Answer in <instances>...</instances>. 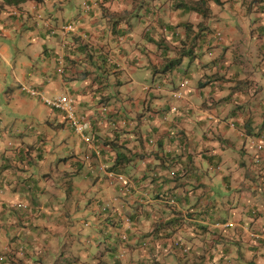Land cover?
<instances>
[{
	"label": "crops",
	"instance_id": "1",
	"mask_svg": "<svg viewBox=\"0 0 264 264\" xmlns=\"http://www.w3.org/2000/svg\"><path fill=\"white\" fill-rule=\"evenodd\" d=\"M197 1L0 0V110L21 115L0 114V196L39 198L29 213L0 206L3 264H118L102 250L129 264H264V244H246L264 224V0H207L206 15ZM62 95L91 121L93 144L42 99ZM57 158L61 181L43 167ZM103 164L133 178L128 194ZM82 173L89 188L72 181ZM44 181L66 201L43 204ZM70 242L81 257L63 251Z\"/></svg>",
	"mask_w": 264,
	"mask_h": 264
},
{
	"label": "rangeland",
	"instance_id": "2",
	"mask_svg": "<svg viewBox=\"0 0 264 264\" xmlns=\"http://www.w3.org/2000/svg\"><path fill=\"white\" fill-rule=\"evenodd\" d=\"M172 3H175V1H173ZM187 13H185V15L182 13V15L180 16V18L182 19V20H189L190 19V17H189V15L187 14ZM255 15L254 14H252L251 15V17H249V16H247V18H245V20H244V22H243V20H241L242 21V24H240L241 26H243L244 27V31H245V35H249L250 33H249V28H251V26L252 25H250L251 24V21L253 20H255ZM192 19L193 20H195L193 17H192ZM209 20H211V19H209ZM73 23V22H72ZM211 23H213V21H211ZM65 25V24H64ZM54 29H56V33H57V30H58V28H56V27H54ZM60 30L63 32V30H62V27L60 28ZM163 30H165V27L163 28ZM55 33V34H56ZM65 35H66V33L65 32H63ZM51 34V33H50ZM189 61V59L188 58H186V60H185V64L187 63ZM8 72L11 74L12 73V68L11 69H9L8 70ZM19 74H20V68H19ZM258 81H260V82H262L263 83V85H264V75L263 76H261V74H260V78L258 79ZM136 85V84H135ZM20 89V85H18V84H16V90H19ZM122 89V88H121ZM123 90V89H122ZM5 94V93H4ZM4 94H1L0 95V106H2L3 108H6V106H8V98L4 95ZM161 98H164V97H161ZM12 103H14V102H12ZM11 106H16V104L14 103L13 105H11ZM10 112H11V109H10ZM0 114L2 115H4L5 117H7V116H10V117H15V116H19V117H21V115L20 114H18V113H16V114H13L12 112L11 113H9V112H7V111H3V110H0ZM50 128H52V126H49ZM50 131H52L51 129H50ZM87 132H88V136L90 137V139L91 140H93V143H94V137H93V134H92V131L93 130H86ZM58 134V133H57ZM54 135L55 137H57L58 135ZM62 142V140H59V141H55V147L53 148V151H54V149H58L59 147H60V143ZM6 144L8 145V146H10L11 148H14L15 146H18V145H16L15 144V141H13V140H10V141H8V142H6ZM18 147H20V146H18ZM25 151H26V148H25ZM45 152H46V150H45ZM17 155H18V153H17ZM261 161H262V158H261ZM20 162H21V164L22 165H24L23 163H25V164H27V165H31L30 164V162H29V160H28V158L26 157V158H24V161L21 159L20 160ZM61 164V165H64L58 158L57 159H55V162H44V165H43V167H44V169L45 170H47L48 172H53V174L55 175L54 176V179H55V181H61V177H59V176H56V173L55 172H58V170H57V165L58 164ZM39 167H40V164H39V166L38 167H35L34 169H33V171L34 172H36V171H38L39 170ZM12 169V168H11ZM64 169H65V167H64ZM10 170V169H9ZM170 173H171V175L173 176V177H175V175H174V173H176V170L174 169V168H171L170 169ZM27 177H29L30 176V174H27L26 175ZM127 176V175H126ZM27 177H25V178H27ZM128 177V176H127ZM128 179H129V181H127V184L128 183H130V189L132 190V188L134 187V180H133V178H131V177H128ZM86 180V181H85ZM74 183H81V185H82V187H83V181H85V186H87V188H89L88 187V185L89 184H91V180H89L87 177H86V175L84 174V173H82V174H80V175H76V176H74V178H73V180H72ZM51 183H53V182H49V184L51 185ZM37 187H43V189H45V188H47L48 186H46V184H45V181H44V183H43V185L42 186H40V185H38ZM37 190H39L40 188H36ZM29 190H31V189H29ZM28 190V191H29ZM77 191H81V190H79V189H77V190H75V193H74V198H76L77 200H79V195H78V193H77ZM32 192L34 193H31V191H29L27 194H25V196H26V198H22L21 196H17V197H12V198H10L9 200H7V201H4L2 198H1V196H0V202H2V205L4 206V207H8V208H10V206H11V204H13V208H16V209H18V210H20V213H22V212H26V211H32V210H34L33 208L34 207H36L37 206V203H38V199H36L37 198V196L35 195V192L36 191H34V190H32ZM39 192H41V189L39 190ZM123 192V191H122ZM23 195V194H22ZM41 195H42V197L39 195V197H40V200H42V202H43V204H45L46 206H48V205H51L53 202H56L57 201V205H59V203H60V201H66V200H59L56 196L55 197H53L52 196V194H51V192L48 190V188H47V190H42V193H41ZM175 200H176V198L175 197H173ZM9 201V202H8ZM75 202V201H74ZM78 201H76L75 202V204L77 203ZM19 203H23L24 205H26L27 207H28V209H23V210H21V209H19V208H17L16 207V205L17 204H19ZM2 205H1V207H2ZM81 211L79 212V215H78V217L79 218H82L83 217V211H82V208L80 209ZM79 218L78 219H75L76 220V222L78 223V222H80L79 221ZM77 223L76 224H74L73 226H69V230L68 231H70V232H72L73 234H78L79 232H78V229L76 228V227H78V225H77ZM79 224V223H78ZM80 226V225H79ZM260 226V227H259ZM259 227V229H258V231H251V229H248L249 231H250V234L251 235H253L255 232H263V230H264V227L262 226V224H260V225H258V226H256L255 227V229L256 228H258ZM67 231V232H68ZM88 232H90L91 233V231L90 230H88ZM264 233V232H263ZM66 235V234H65ZM260 239H264V234L262 235V236H260L259 237ZM60 241H65V239L63 238V237H61V239H60ZM54 244L55 243H53L52 244V246H54ZM62 251V250H61ZM60 251V252H61ZM63 251H65L66 253H67V255H68V257H69V259L70 260H74L75 259V257L77 258V257H81L79 254L81 253V252H79V250L77 249V247H75V246H73V244L70 242V243H68L66 246H65V248L63 249ZM59 252V253H60ZM102 254H104V259H106V260H108V261H115L114 263H118V264H129L130 263V261H131V259H130V256L129 255H126L125 256V258L124 259H122V260H120V257L119 256H111V255H109V253L108 252H104L103 250L101 251V253H100V255H102ZM54 256L52 255V257H50L51 259H55V258H53ZM72 263H77V260L76 261H73V262H71V264ZM0 264H3V261L1 260V258H0Z\"/></svg>",
	"mask_w": 264,
	"mask_h": 264
},
{
	"label": "built area",
	"instance_id": "3",
	"mask_svg": "<svg viewBox=\"0 0 264 264\" xmlns=\"http://www.w3.org/2000/svg\"><path fill=\"white\" fill-rule=\"evenodd\" d=\"M73 23H67L65 25L62 26V30L65 33H68L70 31L73 30L74 26ZM166 30V28H165ZM50 33L53 35L56 33V29L51 28L50 29ZM218 36H222L221 32L217 33ZM189 84V80L185 79L183 80L179 86L177 87V89L174 91L173 96L177 99V100H181L184 99L185 95H186V89L187 86ZM23 91H28L30 93L31 96H37L40 95L41 93L34 87H29L27 85H22L21 86ZM42 99L44 100V102L56 109L61 110L62 112H64L67 120L70 122L71 126L75 129V131L82 137V139L84 141H86L87 143H92L93 144V140L90 139V137L86 134V130H89L92 128V123L89 119H87L85 116L80 117L77 114V110L75 107V100L72 96L69 95H62V96H58V97H54V98H49V97H45L42 96ZM173 111H177L178 107L177 106H173L172 107ZM85 117V118H84ZM116 122V121H114ZM116 125V123H115ZM258 151H262L264 150V143H260L257 146ZM260 156V155H259ZM260 157H256V162H258L260 159H258ZM101 169H103L106 172V175L108 177V179L111 181V183L117 185L120 187V189L123 191V193L128 194L131 189L130 187V183L127 184V181H129L128 177L126 176V174L122 173V172H115L113 170H109L107 168V166L105 164L102 165ZM169 202L171 204L175 203V199L172 197L169 199ZM1 206V205H0ZM19 209H27V206L24 205L23 203H19L16 205ZM108 207V206H107ZM263 233H258L255 232L253 234V236L256 237H260L262 236Z\"/></svg>",
	"mask_w": 264,
	"mask_h": 264
},
{
	"label": "trees",
	"instance_id": "4",
	"mask_svg": "<svg viewBox=\"0 0 264 264\" xmlns=\"http://www.w3.org/2000/svg\"><path fill=\"white\" fill-rule=\"evenodd\" d=\"M25 1H27V0H3V2L5 3V4H8V5H19V4H21V3H23V2H25ZM216 2H218V1H220V0H215ZM197 6H192L191 7V9H193V10H196V9H199V10H201L202 11V13L204 14V15H206L207 13H208V8L206 7V3H207V0H198L197 2ZM203 8V9H202ZM181 63V60L180 59H176V60H174V61H171L168 65H167V68H166V70H169V69H171V68H174L176 65H178V64H180ZM260 154L258 153L257 154V156L258 157H260V158H258V159H261L262 157H261V155L259 156ZM121 156V155H120ZM256 156V157H257ZM119 158H121V157H119ZM120 160V159H119ZM258 162H260V160L258 161ZM177 174V172L176 173H174V175H176ZM2 205V204H1ZM27 209H28V207H27ZM22 210V209H21ZM26 212H30V211H26ZM22 214H23V212H22ZM262 226L264 227V224H262ZM263 232H264V230H263ZM263 232H260V233H263ZM259 233V232H258ZM264 234V233H263ZM252 236V238H251V242L248 240L247 241V243L246 244H248V247H250L251 245H255V244H259V246H261V245H263L264 243V239H260L259 237H256V236H253V235H251ZM248 239H249V236H248ZM255 242V243H254Z\"/></svg>",
	"mask_w": 264,
	"mask_h": 264
},
{
	"label": "clouds",
	"instance_id": "5",
	"mask_svg": "<svg viewBox=\"0 0 264 264\" xmlns=\"http://www.w3.org/2000/svg\"><path fill=\"white\" fill-rule=\"evenodd\" d=\"M70 123V122H69ZM71 125V124H70Z\"/></svg>",
	"mask_w": 264,
	"mask_h": 264
}]
</instances>
